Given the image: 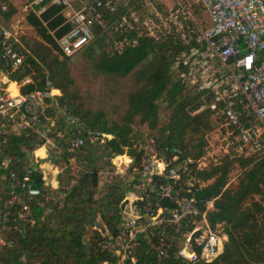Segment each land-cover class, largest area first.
<instances>
[{
  "label": "trees",
  "instance_id": "obj_1",
  "mask_svg": "<svg viewBox=\"0 0 264 264\" xmlns=\"http://www.w3.org/2000/svg\"><path fill=\"white\" fill-rule=\"evenodd\" d=\"M11 9L13 7L9 6V11L4 13L6 18L13 12ZM61 9L60 5L49 3L39 15L32 10L25 14L26 22L35 28L41 40L29 44L21 38L25 42L24 61L11 69L0 57V71L19 84L21 93L42 89L46 80L50 79L62 92L60 102L66 103L71 113L77 115L86 128L103 131L111 136L104 141L85 138V142L73 151L68 148V141L59 136L57 131L60 127L53 132L45 131L46 137L40 136L46 119L57 114L51 99H47L42 112L38 111L37 118L26 115L32 123L30 127L20 132L0 130V160L4 156L10 160L8 169L0 168V179L3 178L1 181L5 182L0 189V217L3 218L0 234L6 239L5 243L0 244V264H33L36 260L41 264H98L101 258L106 257L107 251L101 229L95 226L96 213L100 214L98 222L101 225L103 223L108 229L114 230L120 220V204L125 193L122 186L111 183L106 185L104 195L93 196L99 181L98 166L93 162L94 151L98 148L96 155H108L110 161H119L129 155V167L137 166L147 154L141 148L136 150L133 145V139L138 135L131 121L136 115L137 122L145 124L148 129L158 128L155 153L164 154L167 158L170 147L183 148L187 142L193 145L191 152L196 158L204 153V137L212 127L210 112H192L199 102V94L191 93L169 71L171 58L180 49L177 42L168 38H140L137 44L117 52L110 48V31L103 24L92 27L93 35L86 44L87 52L96 43L102 47L106 45L108 49L101 50L92 60L94 65L104 73L113 75H125L132 70L133 86L126 95L127 106L120 122H108L101 110L91 112L82 107L78 93L71 86L73 78L68 61L73 54L62 53L55 41V37L70 26ZM26 76L30 80L23 82ZM16 83L10 82L12 94L17 93ZM162 102L168 112L162 123L157 125L158 103ZM52 123L56 127V122ZM65 132L68 137L72 129L68 126ZM4 135L6 137L3 139ZM47 137H53L60 146L59 156L64 163L72 156L77 161L85 159L88 168L82 169L76 178L68 175L74 178L73 182L59 183L56 188L45 185L43 179L39 180L35 176L34 181L40 193L29 195L18 185L15 197H12L8 191L9 170L21 172L25 159L30 153L33 157L34 147L43 144ZM233 150L234 155L230 154L232 151L226 153L219 163L208 168L194 170V162L188 163L185 168L180 167V180L175 190L177 196L193 194L197 199L215 197L207 218L212 226L218 223L226 235L220 254L210 263H189L174 255L159 259L151 244L143 239L141 245L133 248L136 258L132 264H264V152L243 156ZM37 152L40 154L39 149ZM51 152L45 158L38 159L37 163L47 159L58 162L57 158L53 159L55 155ZM186 154L187 151L179 153V158L183 159ZM234 164L239 167L238 179L234 185H226L228 171ZM58 166L63 170L62 164ZM130 179L127 189L131 181L136 179L135 171ZM52 189H56V194L52 196L55 200L50 201L47 192L51 193ZM107 210L111 211L110 215L106 214Z\"/></svg>",
  "mask_w": 264,
  "mask_h": 264
},
{
  "label": "built area",
  "instance_id": "obj_2",
  "mask_svg": "<svg viewBox=\"0 0 264 264\" xmlns=\"http://www.w3.org/2000/svg\"><path fill=\"white\" fill-rule=\"evenodd\" d=\"M78 2L76 5L73 0H32L24 3L23 11L32 10L39 15L49 3L62 7L70 26L56 36L55 41L65 54L82 49L91 40L95 24L109 29V46L117 52L137 44L140 38H168L177 42L180 49L173 54L169 71L191 93L199 94V102L192 112L207 110L210 115L219 117L237 154L264 152V0ZM8 11V0H0V57L15 69L24 61L25 51L20 19L6 18L4 13ZM29 80L26 76L23 82ZM45 83L44 88L28 93H21L16 83V94H12L8 79L0 84L2 132H7L11 123L18 124L21 129L31 126L30 119L20 109L22 103L30 115L37 118L38 111L42 112L47 99H51L53 107L72 129L69 149L82 145L85 138L104 141L111 136L86 128L67 104L60 102L61 90L50 79ZM168 152L167 158L151 152L137 164V180L131 181L122 199L125 204L115 229L102 225L107 255L98 264H132L136 258L133 248L141 245L143 239L151 244L159 259L174 255L189 263H210L222 251L226 235L218 223L212 226L207 218L215 197L197 199L193 194H175L180 180L179 168L191 162L195 163L194 170L205 168L204 164L200 166L203 156L193 158L186 154L180 159L182 152L175 146ZM35 155L23 165L21 172L9 170L8 191L12 197L18 185L29 195L40 193L35 176L39 172L44 180L47 172L43 163H37ZM130 160L128 155L126 160L111 162L122 171ZM9 162L7 156L2 157L0 168L8 169ZM2 219L0 217V223ZM5 242L0 234V244ZM33 264L41 263L36 260Z\"/></svg>",
  "mask_w": 264,
  "mask_h": 264
},
{
  "label": "rangeland",
  "instance_id": "obj_3",
  "mask_svg": "<svg viewBox=\"0 0 264 264\" xmlns=\"http://www.w3.org/2000/svg\"><path fill=\"white\" fill-rule=\"evenodd\" d=\"M24 0H8L10 8L13 12L10 16H13V21H16V18H19L20 24H21V38H23L26 43L28 42L31 44L33 41L39 39L41 40V37L39 36L38 32L33 28L32 25H29L25 20V12L21 11L17 8L18 5H20ZM26 1V0H25ZM74 4L78 5V0H73ZM14 11L17 13L15 14ZM9 16V17H10ZM23 43V41H22ZM25 43V42H24ZM23 43V44H24ZM91 43H94L91 42ZM90 44V43H89ZM88 45V44H87ZM79 51L78 53H75L73 55H70L69 57V67H70V73L73 78L72 83V89L78 93L80 103L82 104V107L89 109L91 112H97V110L102 111V116L105 120L108 122H120L123 113L126 110L127 102H126V95L133 86V77H132V70H130L125 75H113V74H107L101 71L97 66L94 65V60L98 53L101 50H107V46L105 45L102 47L101 44H94L92 50H89L87 52V46ZM92 58V59H91ZM52 101V100H51ZM51 104H53L51 102ZM162 103H158V123L157 125L161 124L162 121L165 119V116L168 112V109L163 106ZM56 109V108H55ZM57 114H55L53 117L46 119V121L43 123V130L39 133L40 136H45V131L50 130L53 132L55 128H59L57 132L59 133V136H62V138L68 141L69 136L67 137V133L65 130L68 129V123L66 120H64L62 114L56 109ZM135 118L131 121L132 128L138 135V137L133 139V145L136 146V150L141 148L143 150L144 154H149L151 152H156V146H155V139L158 135V128L148 129L145 124L139 123ZM209 120L212 124V127L208 132L205 134L204 137V147H203V154L202 157V163H200V166H203L204 164L205 168H208L212 164L219 163L221 158L226 153H231L234 155L233 148L235 147V144L233 141H231V136L228 135V137H224L226 135V128L224 125H222V122L219 117L214 115H209ZM48 121V122H47ZM56 122V127H54L52 122ZM9 132H20L21 127L16 123H11L8 125ZM65 132V133H64ZM67 137V138H66ZM45 143L48 145V153L52 151L51 153L55 156H52L53 159H58V162H53L50 159H47V164H44L45 168L47 170L52 168H57L56 172L60 176V181L58 179V175L55 177L57 179V186L59 183L66 184L68 181L74 180L69 178L68 175H71L73 177H78L80 175V171L82 169H87L88 164L86 163V160H80L77 161L72 156L69 157L68 162L64 163V160L61 156H59V148L56 144V140H54L53 137H47ZM55 145L58 146L57 150L55 151ZM193 145L191 143L186 142V147L179 148L182 153L188 152V155L192 156L191 150L193 149ZM72 150V149H70ZM75 150V149H74ZM73 151V150H72ZM98 153V148L96 151H94L93 157H94V163L98 166V172L97 177L99 181H97V185L94 188L93 196L96 198L99 195H104L106 192V185L115 183L123 187V192L126 194L127 192V184L130 178L132 177V174L134 171L136 172V166L132 165L129 167V164L125 166V168H122V172L119 166L118 168L112 164L110 161L109 156L107 155H96ZM190 153V154H189ZM144 154L142 155L144 157ZM236 154V153H235ZM29 157L25 159V162L23 164H26L28 161L32 160L33 157L31 156V153L28 155ZM128 157V156H127ZM193 157V156H192ZM126 160V158H124ZM123 160V159H122ZM50 161V162H49ZM88 161V160H87ZM57 163V165H56ZM62 164L63 170L58 166ZM60 170H62L60 172ZM52 171V170H50ZM238 173H239V167L234 164L228 171V180L226 182V185H234L236 182V179H238ZM3 178L0 179V189L2 187V184L5 185L4 181H1ZM50 179L47 178L44 180V184H49ZM56 184V182L54 181ZM129 185V184H128ZM125 187V189H124ZM130 187V186H129ZM56 188V187H53ZM52 192H47L48 198L50 201L55 200L52 196L55 197L56 189H52ZM124 194V195H125ZM262 201H264V197L262 198ZM122 202V201H121ZM121 205V204H120ZM122 207V206H121ZM95 220L99 221L100 214L99 212L96 213ZM107 215L111 214L110 210L106 211ZM103 225V223H102ZM101 225V226H102ZM105 226V225H103Z\"/></svg>",
  "mask_w": 264,
  "mask_h": 264
},
{
  "label": "crops",
  "instance_id": "obj_4",
  "mask_svg": "<svg viewBox=\"0 0 264 264\" xmlns=\"http://www.w3.org/2000/svg\"><path fill=\"white\" fill-rule=\"evenodd\" d=\"M30 1H32V0H26V1L24 0V1H22V3L20 5L17 6V8L20 10V12L23 11V5H24V3L25 2H28L29 3ZM14 13L17 14L15 11H14ZM25 14H26V12H25ZM25 14H24V16H25ZM5 79H8L10 82H15V81L10 80L8 78V76L6 75V73H4L3 71H0V84H4V80ZM40 147L43 150V154H41V153L39 154V152H37V149L38 148L40 149ZM47 147H48V145L45 142L42 145H40V146L38 145V146L34 147V149H33V155L36 154L35 157L37 158V160L40 159V158L41 159L42 158H45L48 155V148ZM41 163L47 164V161H43ZM50 170H52V171H50ZM56 170H57V168L54 169L52 167H50L49 170H47L46 168L44 169V171L47 172V175H46V178L45 179H47V178L50 179V183L49 184L52 187H56L57 186V179L55 177L57 176V173L58 172H56ZM54 181L56 182V184L54 183Z\"/></svg>",
  "mask_w": 264,
  "mask_h": 264
},
{
  "label": "water",
  "instance_id": "obj_5",
  "mask_svg": "<svg viewBox=\"0 0 264 264\" xmlns=\"http://www.w3.org/2000/svg\"><path fill=\"white\" fill-rule=\"evenodd\" d=\"M20 109L22 110V112H24V114H26V115H30V113L26 110V108H25V104H24V103H22V104L20 105ZM36 177H37V179L41 180V176H40V173H39V172L36 173ZM124 204H125V200H122V202H121V206L123 207ZM92 220H93V219H92ZM95 226L98 227L99 229L102 228L101 223L98 222V221H95Z\"/></svg>",
  "mask_w": 264,
  "mask_h": 264
},
{
  "label": "bare ground",
  "instance_id": "obj_6",
  "mask_svg": "<svg viewBox=\"0 0 264 264\" xmlns=\"http://www.w3.org/2000/svg\"><path fill=\"white\" fill-rule=\"evenodd\" d=\"M38 149H39V148H38ZM39 151H40V153H41V154H43V150H42V148H41V147H40Z\"/></svg>",
  "mask_w": 264,
  "mask_h": 264
}]
</instances>
